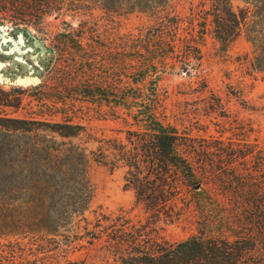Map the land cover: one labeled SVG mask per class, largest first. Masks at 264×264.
I'll list each match as a JSON object with an SVG mask.
<instances>
[{"label":"rangeland","instance_id":"obj_1","mask_svg":"<svg viewBox=\"0 0 264 264\" xmlns=\"http://www.w3.org/2000/svg\"><path fill=\"white\" fill-rule=\"evenodd\" d=\"M61 1L38 30L19 22L35 13H0V143L6 128H20L9 132L12 165L0 173V264H118L110 238L126 230L124 220L170 244L199 236L201 193L182 187L156 224L127 185L117 148L143 131L141 109L175 129L197 165L219 160L203 152L218 142L264 149V56L255 67L246 33L224 47L207 0H171V13L156 14L107 13V0ZM24 78L37 82L17 83ZM32 122L83 130L65 139ZM64 145L86 153L93 197L84 213L65 198L64 185L80 181L61 177L59 163L34 150L58 154ZM210 174L199 175L203 191L221 201ZM30 175L59 176L51 190L29 186Z\"/></svg>","mask_w":264,"mask_h":264},{"label":"trees","instance_id":"obj_2","mask_svg":"<svg viewBox=\"0 0 264 264\" xmlns=\"http://www.w3.org/2000/svg\"><path fill=\"white\" fill-rule=\"evenodd\" d=\"M207 1L206 13H211L213 18L215 38L228 47L246 33L255 48L253 64L258 68L264 56V0H243L245 7L239 10L233 8L232 0ZM64 3L61 0H0V13H35L30 19H19V22L38 30L44 18ZM171 9V0H107V13L156 14L171 13ZM3 102L5 106H12L8 101ZM135 118L143 131L134 132L137 140H129V145L120 144L116 159L128 169L127 185L134 189L137 204L158 224L168 202L175 207L182 187H189L201 193L197 210L203 221L199 236L170 244L155 235L138 232L124 220L122 223L128 224L126 230L110 238L118 264H264V149L218 142L203 152L209 154V150H213L211 152L220 155L219 160L197 165L183 154L175 129L166 127L152 113L141 109ZM32 124L51 127L49 131L65 139L76 137V131L83 130L70 124ZM5 130L1 135L5 141L0 143V173H5L12 165L8 159L13 155L9 132L20 128ZM188 149L190 155L197 152L194 147ZM34 150L45 155L47 163H59L61 177L80 181L74 187L64 185L65 198L72 202L76 213L87 211L93 190L86 182L85 151L75 146L66 148V145L58 149V154L43 148ZM102 150L103 160L108 164L107 147ZM79 169L82 175H74ZM207 173L216 175L210 181L217 188L221 201L203 191L199 175ZM58 176L30 175L29 186L54 190L53 182Z\"/></svg>","mask_w":264,"mask_h":264},{"label":"water","instance_id":"obj_3","mask_svg":"<svg viewBox=\"0 0 264 264\" xmlns=\"http://www.w3.org/2000/svg\"><path fill=\"white\" fill-rule=\"evenodd\" d=\"M32 82H37V79L24 78V79H19L17 83L27 85L28 83H32Z\"/></svg>","mask_w":264,"mask_h":264}]
</instances>
